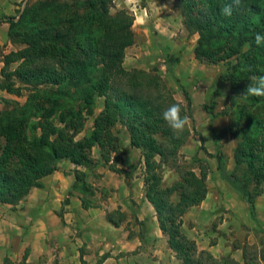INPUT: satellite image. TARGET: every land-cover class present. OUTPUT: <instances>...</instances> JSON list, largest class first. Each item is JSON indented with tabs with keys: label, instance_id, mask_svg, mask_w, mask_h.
<instances>
[{
	"label": "trees",
	"instance_id": "1",
	"mask_svg": "<svg viewBox=\"0 0 264 264\" xmlns=\"http://www.w3.org/2000/svg\"><path fill=\"white\" fill-rule=\"evenodd\" d=\"M112 1L81 0L91 10L90 18L106 29L92 45L76 37L71 25L51 27L48 23V27H43L38 24L22 33L25 47L3 56L1 75L15 76L29 85L78 86L87 82L88 71L94 68L98 78L94 83L90 82L87 93L103 95L105 104L94 117L92 131L79 139L76 135L83 126L80 111L67 108L59 118L62 125L52 123L51 116L58 106L55 98L50 110L37 106L44 112L30 124L27 123L28 104L18 105L15 116H2L0 112V202L15 203L31 187H40L42 177L53 172L61 159H68L75 165H93L92 149L95 146L102 159L108 161L117 144L111 127L118 121L128 131L131 145L140 149L146 170V196L156 211L170 248L181 260L180 264H218L209 252L198 250L195 241L180 230L183 214L206 196L204 167H200L199 173L183 170L171 186L161 185L160 168L176 166L178 150L189 135L186 128L182 135L174 136L162 119V112L177 103L182 108L181 115L190 118L191 99L184 91V102L177 100L155 71L124 69V50L133 43L134 15L125 10L111 14ZM66 2L56 6L63 9L68 6ZM229 2L176 0V8L188 33L198 35L194 49L198 60L217 63L236 59L227 73L231 97L242 100L236 102L241 121L235 122L236 128L232 131L238 137L236 170L227 173L220 154L216 156L217 169L242 194L250 216L256 219L255 201L264 193V97L243 94L252 76L264 75V45L257 46L254 41L256 33L264 34V13L260 7L264 0H243L241 8L228 18L221 14V8ZM54 4L42 3L43 10L39 13L42 18L45 9ZM29 11V8L24 9L25 13ZM7 20L8 36L14 39V17ZM14 62L18 64L7 73V68ZM98 64L101 65L98 67ZM0 88L9 92V87ZM82 101L89 105L93 102L83 96ZM86 114H93L91 105ZM81 177L82 172L76 173L77 180ZM224 264L239 263L227 259ZM244 264H248L247 261Z\"/></svg>",
	"mask_w": 264,
	"mask_h": 264
},
{
	"label": "crops",
	"instance_id": "2",
	"mask_svg": "<svg viewBox=\"0 0 264 264\" xmlns=\"http://www.w3.org/2000/svg\"><path fill=\"white\" fill-rule=\"evenodd\" d=\"M21 1L26 0H0V72L2 57L16 50L8 36L7 18L14 15ZM144 2L131 7L132 27L139 33L170 40L175 33L173 23L184 27L176 0ZM168 52L172 54V49ZM1 92L9 93L5 89ZM4 96L0 105L8 100ZM124 141L140 152L131 145L127 130ZM97 150L91 169L61 159L53 172L42 177L40 187H31L15 203L0 202V264H180L146 196L143 157L136 168L127 160L113 165L115 150L108 161L102 159L98 146ZM78 172H82V177L77 180ZM211 176L218 184L223 180L214 169L206 177L208 185ZM222 190L221 187L215 190L220 200ZM209 194L208 187L204 200L183 214L180 230L195 241L198 250L220 260L221 253L231 248L220 240L210 243L204 236L207 229L198 223L200 217L217 213L207 201ZM232 196L234 203L224 201L225 207L220 203L218 207L224 220L230 217L228 222L235 227L241 219L248 221L249 208L239 191L232 192ZM231 253L235 261L244 264L242 252L240 255L236 249Z\"/></svg>",
	"mask_w": 264,
	"mask_h": 264
},
{
	"label": "rangeland",
	"instance_id": "3",
	"mask_svg": "<svg viewBox=\"0 0 264 264\" xmlns=\"http://www.w3.org/2000/svg\"><path fill=\"white\" fill-rule=\"evenodd\" d=\"M63 1H68L66 2L68 6L63 7V9L56 6L61 5ZM78 1L80 3H76V0H26L18 2L19 8L15 10L12 16L15 18L14 39L9 37L15 45V49L18 50L26 46L22 42V33L28 31L32 25L41 24L45 27L48 23L51 27L71 25L72 33L76 37L92 45L96 38H100L104 34L106 29L103 25L95 23L94 19L90 18L91 10L81 0ZM144 1L113 0L109 6V12L115 14L117 11L125 10L129 14H134L131 9L133 4L143 5L145 4ZM164 1L169 2V0ZM43 2L55 4L45 9L43 12L45 16L42 18L39 13L43 10ZM260 7H263L261 12L264 13V3L260 4ZM26 8L30 9L28 13L24 12ZM69 19H74V21L71 22ZM131 29L133 43L124 50L122 58L124 69L127 71L132 69L155 71L177 100L184 102V91L191 99V117L189 118L190 124L187 127L189 135L178 150L176 166L164 165L160 168L161 185L169 187L180 178L181 171L192 169L199 173L200 167H204L207 175L210 171L214 173L215 169L222 177L217 169L216 156L218 154L221 155L224 170L227 173L235 172L238 137L232 134V131L236 128L235 122L241 121L239 119L240 108L236 105V102L242 100L231 97L227 73L230 71L231 65L236 62V59L231 58L217 63L198 60L194 55L198 35L188 33L179 23H173L172 30L175 33L170 40L160 39L156 36L152 37L144 32L139 33L132 26ZM168 49H172V54L168 52ZM17 64V62L11 63L7 68V73L12 71ZM99 65L101 64H98V67ZM97 78V71L94 68L88 71L87 82L80 83L78 86L67 84L53 86L49 83L29 85L23 84L15 76L1 75L0 87H9V93L1 92L4 88H0V98L4 99V95L8 98L3 105H0V112H2V116L4 114L15 116L19 111L18 105L28 104L27 123L30 124L36 122L37 116L44 112L43 109L39 110L37 106L50 110L52 109V101L55 98L58 106L55 107L54 114L51 116L52 123L55 126H61L62 123L59 122V118L67 108L80 111L83 126L76 135V138L79 139L92 131L94 117L104 109L105 97L103 95L96 92L87 93L89 86ZM225 93L226 96L223 95ZM82 96L84 99H92L93 102L90 104L93 110L92 115L86 114L90 105L83 103ZM111 131L117 139L116 154L112 164L117 165L120 160H127L131 161L134 168H136L142 161L141 155L138 149H132L125 144L126 130L124 126L117 121L111 127ZM38 132L39 130H36V133ZM27 133L30 134L31 131L27 129ZM97 151V146H95L92 149V158ZM87 168L91 169L92 165L87 166ZM142 172L145 177V166ZM222 179V182L218 184L215 178L211 176L209 185L206 182L207 189L208 187L210 189L207 201L214 205V210L217 209V213L200 217V222H198L201 227L207 229L204 236L207 237L210 243L220 240L222 244L231 248L230 251L222 252L221 259H216V261L218 264H224L227 259L234 260L231 252L238 249V253L241 255L242 252L248 264H264V193L258 196L255 201L256 219H253L248 213V221L244 219L242 221L240 218L241 222L233 227L228 222L230 217H226L224 220V213L219 214L218 203L221 207H225L224 201L234 203L235 197L232 196V192L238 190L228 180L223 177ZM218 187L223 189L224 195L221 200L215 193ZM106 195L103 196L105 199ZM173 199L176 200L177 196L174 195ZM232 205L234 206V204ZM222 221L223 225L220 226Z\"/></svg>",
	"mask_w": 264,
	"mask_h": 264
},
{
	"label": "clouds",
	"instance_id": "4",
	"mask_svg": "<svg viewBox=\"0 0 264 264\" xmlns=\"http://www.w3.org/2000/svg\"><path fill=\"white\" fill-rule=\"evenodd\" d=\"M242 3L243 0H230L221 8V14L228 18L232 17L234 12L241 8ZM254 41L257 46L264 45V34L256 33ZM223 95L226 96V93ZM243 96L264 97V75L252 76ZM181 113L182 108L177 103L171 104L162 112V119L176 137L182 135L190 124L189 117L186 114L182 116Z\"/></svg>",
	"mask_w": 264,
	"mask_h": 264
}]
</instances>
